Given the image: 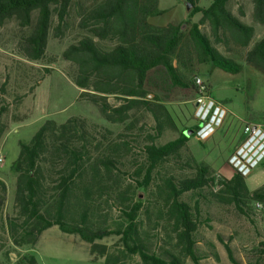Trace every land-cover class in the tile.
I'll list each match as a JSON object with an SVG mask.
<instances>
[{
  "label": "trees",
  "instance_id": "obj_1",
  "mask_svg": "<svg viewBox=\"0 0 264 264\" xmlns=\"http://www.w3.org/2000/svg\"><path fill=\"white\" fill-rule=\"evenodd\" d=\"M74 1L0 0V27L13 19L19 27L29 28L18 53L27 61H41L53 19L57 21L54 37H62ZM177 1L191 7L189 19L201 15L198 23L190 25L187 39L196 63L209 66L207 76L215 69L241 73L242 65L217 46L248 48L253 27L233 16L229 0H212L206 8L197 5L200 0ZM249 1L252 22L263 25L264 0ZM163 13L158 0H101L80 15L77 27L85 35L61 53V59L75 68L71 81L80 90L78 100L95 107L107 123L126 125L129 131L134 127L133 115L145 112L153 120L152 134L144 138L138 157L131 136H114L85 118L71 117L62 124L45 121L28 143H20L12 164L14 214L4 222L13 246H34L44 231L56 226L89 243L91 254L98 248L95 241L118 237L119 246L106 253L104 264H130L133 258L138 259L136 264H184L186 259L199 264L195 245L202 213L209 216L208 209L215 204L233 207L248 218L258 210L254 204H264V185L249 191L245 177L237 173L216 180L205 163L188 153L183 134L157 143L175 130V123L159 95L148 98L149 74L161 70L171 87L203 96L197 76L187 78L173 64L175 60L187 68L181 66L187 62L181 59L185 39L181 25L149 23ZM200 25H206L207 34ZM94 39L109 41L113 47L105 50ZM243 62L264 76V35L244 53ZM202 84L209 96V87ZM5 95L1 85L0 139L7 129ZM110 96L121 103L109 105ZM171 163L179 170H168ZM187 194L195 195L193 204L182 199ZM5 197L6 186L0 180V211ZM224 247L230 262L237 264L229 247ZM18 264L37 262L27 254Z\"/></svg>",
  "mask_w": 264,
  "mask_h": 264
},
{
  "label": "rangeland",
  "instance_id": "obj_2",
  "mask_svg": "<svg viewBox=\"0 0 264 264\" xmlns=\"http://www.w3.org/2000/svg\"><path fill=\"white\" fill-rule=\"evenodd\" d=\"M100 1H74L69 9L62 37H54L56 35L53 30L57 21L53 19L45 57L38 62L27 61L18 53L19 44L30 33L29 28L19 27L13 19L7 20L0 27V86H4L5 100L9 106L5 116L7 129L0 139V157L3 158L0 180L6 186L5 202L0 211V264H18L20 258L27 254L34 256L37 264H104L106 253L119 246L118 237L110 236L95 241L98 248L91 254L89 243L77 235L64 234L53 226L40 235L36 245L15 247L5 233L4 222L5 217L14 214L16 175L12 171V164L19 154V145L28 143L45 121L62 124L71 117L85 118L97 129L109 130L114 136H131L130 140H133L134 152L138 157L141 156L144 138L147 134H152L153 120L145 112L133 115L131 121L134 127L131 132L126 125L107 123L95 107L87 102H80V90L71 81L75 68L61 59L63 50L85 35L77 27L80 15ZM211 1L200 0L197 5L206 8ZM158 8L164 11L163 15L150 18L149 23L157 27L181 25L185 35L181 59H187V62H182L181 66L184 64L187 68L180 67L175 60L174 66L187 78L196 75L199 82L209 87L208 97L225 110L220 129H214L204 139L189 136L185 141V148L196 162L205 163L212 170L216 180L229 179L234 172L228 166L227 159L247 138L245 129L258 128L264 131V76L243 62L244 53L264 35V24L252 22V5L249 0H229L228 8L233 16L253 27V39L246 49L229 50L217 46L224 56L242 65L241 73L230 75L215 69L208 77L209 66L196 63L191 55L192 45L187 39L190 25L198 23L201 15L197 14L189 19L185 3L177 0H158ZM199 29L204 34L208 33L206 25H200ZM94 40L105 50L113 47V43L109 41ZM146 88L149 99L153 95H159L175 123V130L166 132L157 141L158 144L180 138L183 132L192 130L194 125L198 128L203 126L195 118L196 102L200 99L195 91L171 87L161 70L149 74ZM107 102L111 106L121 103L112 96L108 97ZM168 170H179V167L171 163ZM245 185L249 191L264 185V164L250 171L245 177ZM182 199L193 204L195 195L187 194ZM257 209L253 211V217L248 218L233 207L214 204L208 209L209 216L204 215L203 209L195 245L199 264H233L228 259L224 244L229 247L237 264H264V204ZM129 262L136 264L138 259L133 258ZM184 264L192 263L186 259Z\"/></svg>",
  "mask_w": 264,
  "mask_h": 264
},
{
  "label": "built area",
  "instance_id": "obj_3",
  "mask_svg": "<svg viewBox=\"0 0 264 264\" xmlns=\"http://www.w3.org/2000/svg\"><path fill=\"white\" fill-rule=\"evenodd\" d=\"M198 89L199 92L203 94V96H201L200 99L196 102L195 118L198 123H204V125L202 128L198 129V131L196 132V137L198 139H204L207 135L213 132L214 129H217L221 126L222 120L224 119L223 115L225 114V110L205 95V86L201 82H198ZM211 110H213L212 113ZM245 131L247 132L246 140L227 159V164L228 166H230L233 172L240 174L243 177H246L253 168L262 164V162L264 161V156L262 157V154H264V148L250 162L249 156H247L244 161L240 159L245 156V151L250 148L251 145H249L248 148L244 150L254 134L258 133L260 137H263L264 142L263 130H260L258 128H246ZM252 153H254V151ZM260 157H262L261 160H259ZM2 162L3 158L0 157V164H2ZM256 206L257 208L262 207V205L258 203L256 204Z\"/></svg>",
  "mask_w": 264,
  "mask_h": 264
},
{
  "label": "clouds",
  "instance_id": "obj_4",
  "mask_svg": "<svg viewBox=\"0 0 264 264\" xmlns=\"http://www.w3.org/2000/svg\"><path fill=\"white\" fill-rule=\"evenodd\" d=\"M213 112V110H211V113ZM203 127V126H202ZM201 127V128H202ZM250 146L249 149L248 146ZM264 148V142H263V137H260L258 133L254 134L252 136V139L248 142L247 146L244 148L245 151V156L243 158H240L242 161H244V159L249 156L250 159H249V162L255 158V156ZM254 151V153H252ZM264 156V154H262V157ZM259 158V160H261V158ZM259 160H256V161H259Z\"/></svg>",
  "mask_w": 264,
  "mask_h": 264
},
{
  "label": "water",
  "instance_id": "obj_5",
  "mask_svg": "<svg viewBox=\"0 0 264 264\" xmlns=\"http://www.w3.org/2000/svg\"><path fill=\"white\" fill-rule=\"evenodd\" d=\"M185 6H186V10L189 11L190 6L187 5V4ZM183 135L188 138L189 136L192 135V131L191 130H187V131L183 132Z\"/></svg>",
  "mask_w": 264,
  "mask_h": 264
},
{
  "label": "flooded vegetation",
  "instance_id": "obj_6",
  "mask_svg": "<svg viewBox=\"0 0 264 264\" xmlns=\"http://www.w3.org/2000/svg\"><path fill=\"white\" fill-rule=\"evenodd\" d=\"M212 100H213V99H212ZM213 101H214V100H213ZM214 102H215V101H214ZM202 124L204 125V123H202ZM197 131H198V130H197V126L194 125V126L192 127V135H195V136H196V132H197ZM245 140H246V139H245ZM245 140H244V141H245Z\"/></svg>",
  "mask_w": 264,
  "mask_h": 264
},
{
  "label": "bare ground",
  "instance_id": "obj_7",
  "mask_svg": "<svg viewBox=\"0 0 264 264\" xmlns=\"http://www.w3.org/2000/svg\"><path fill=\"white\" fill-rule=\"evenodd\" d=\"M225 114L223 115V118H224Z\"/></svg>",
  "mask_w": 264,
  "mask_h": 264
},
{
  "label": "crops",
  "instance_id": "obj_8",
  "mask_svg": "<svg viewBox=\"0 0 264 264\" xmlns=\"http://www.w3.org/2000/svg\"><path fill=\"white\" fill-rule=\"evenodd\" d=\"M217 129H220V128H217ZM236 150V149H235Z\"/></svg>",
  "mask_w": 264,
  "mask_h": 264
}]
</instances>
